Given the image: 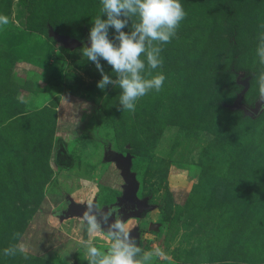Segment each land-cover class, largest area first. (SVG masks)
Masks as SVG:
<instances>
[{"label": "rangeland", "instance_id": "374dc122", "mask_svg": "<svg viewBox=\"0 0 264 264\" xmlns=\"http://www.w3.org/2000/svg\"><path fill=\"white\" fill-rule=\"evenodd\" d=\"M180 3L186 16L151 70L163 86L132 112L118 110L119 88H97L81 55L100 0H0V264H89L93 246L103 255L109 235L66 209L120 196L116 154L150 205L124 221L136 264H264V101L251 117L231 108L236 78L244 105L259 96L264 0ZM53 32L78 40L77 52ZM157 247L163 256L145 260Z\"/></svg>", "mask_w": 264, "mask_h": 264}, {"label": "clouds", "instance_id": "9594fccd", "mask_svg": "<svg viewBox=\"0 0 264 264\" xmlns=\"http://www.w3.org/2000/svg\"><path fill=\"white\" fill-rule=\"evenodd\" d=\"M100 3L101 15L92 19L88 42L83 43L80 48L81 55L92 62L100 73L101 79L96 83L97 88L105 90L109 85L119 88L121 107L118 110L134 112L140 98L151 90H161L165 76L163 73L153 75L151 70L162 67L160 45L169 43L176 35L186 12L180 0H100ZM133 17L136 18L135 21ZM8 22L6 16L0 15V26L7 25ZM126 28L129 30L125 31ZM261 40L256 54L260 63L264 64V36ZM101 61L110 66L115 78L105 72ZM260 80L262 86L258 99L264 101V74L260 76ZM18 99L21 103L25 102L23 97ZM86 209L80 219L81 223L87 224L89 233L101 228L96 212H103L105 220L113 213L117 214L108 230L112 241L110 246L103 255L97 247H89L88 256L85 257L89 264H136L135 257L141 249L130 235L129 227L118 218V210L113 207L105 211V208H101L91 199L87 201ZM20 251L23 252V248ZM15 254V248L4 250L5 256ZM153 256H163L162 250L157 247L154 251L147 252L144 258L150 260ZM98 257L101 258L97 259ZM24 258L28 257L25 255Z\"/></svg>", "mask_w": 264, "mask_h": 264}, {"label": "water", "instance_id": "95a60500", "mask_svg": "<svg viewBox=\"0 0 264 264\" xmlns=\"http://www.w3.org/2000/svg\"><path fill=\"white\" fill-rule=\"evenodd\" d=\"M52 35L55 40L61 42L63 45L71 49H74L80 45V42L78 40L67 35L58 34L56 32H53ZM245 90L246 87H242L236 93L231 104V108L241 109L246 116L251 117L253 116V114L257 113L261 104V100L257 97L253 107H248L244 105L242 103V99ZM113 160L115 161V164L119 169V174L123 179L122 191L120 193V196H118L113 202L103 205L101 206V208H105V211L107 210V208H116L118 210V218H120L124 222L125 219L128 217L140 216L144 211L150 208V205L147 202L146 196L141 198H138L136 196L137 182L135 180L134 173L129 170V156H122L121 154H116L113 157ZM86 210V205L84 204H80L77 202H69L67 205L66 213L68 215L82 216ZM95 214L99 223L101 224V229L108 234L110 225L112 221L117 218V214L113 213L108 220L104 219L103 212H96ZM150 227L154 228V224H151Z\"/></svg>", "mask_w": 264, "mask_h": 264}, {"label": "trees", "instance_id": "16d2710c", "mask_svg": "<svg viewBox=\"0 0 264 264\" xmlns=\"http://www.w3.org/2000/svg\"><path fill=\"white\" fill-rule=\"evenodd\" d=\"M227 15H228L227 18L230 20L231 27H232L231 36H233L234 31H235V27H236V25H237V20H236L235 18L231 17L229 14H227ZM36 27H38V28H43V26H41V25L36 26ZM230 39H231V41L234 40L232 37H231ZM74 49H75V52H77L78 48L76 47V48H74ZM86 60H87V59H86ZM235 82H236L237 84H242V87H246V84H247V83H246V79H238V78H236V79H235ZM212 105H213V106H216L217 104H216V103H213Z\"/></svg>", "mask_w": 264, "mask_h": 264}]
</instances>
